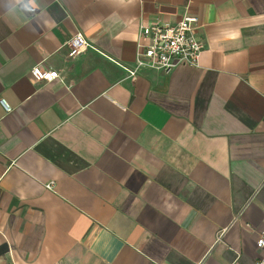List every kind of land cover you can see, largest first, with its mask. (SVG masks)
I'll list each match as a JSON object with an SVG mask.
<instances>
[{"label": "crops", "instance_id": "obj_1", "mask_svg": "<svg viewBox=\"0 0 264 264\" xmlns=\"http://www.w3.org/2000/svg\"><path fill=\"white\" fill-rule=\"evenodd\" d=\"M185 15L197 64L127 77L139 23ZM261 236L264 0H0V264H257Z\"/></svg>", "mask_w": 264, "mask_h": 264}, {"label": "built area", "instance_id": "obj_2", "mask_svg": "<svg viewBox=\"0 0 264 264\" xmlns=\"http://www.w3.org/2000/svg\"><path fill=\"white\" fill-rule=\"evenodd\" d=\"M197 21L195 15H185L176 22L156 19L149 23H139L135 62L131 66L120 63L126 70L127 77H134L142 70H159L168 73L182 64H197L204 50L203 41L197 32ZM66 45L70 55L87 48H95L82 32L71 36ZM31 73L38 81L63 78L56 69L44 68L41 65L34 66ZM1 103L6 110L11 108L3 98ZM46 187L51 189L53 182ZM257 244L258 247L264 248V236L258 239ZM257 264H264V257Z\"/></svg>", "mask_w": 264, "mask_h": 264}, {"label": "trees", "instance_id": "obj_3", "mask_svg": "<svg viewBox=\"0 0 264 264\" xmlns=\"http://www.w3.org/2000/svg\"><path fill=\"white\" fill-rule=\"evenodd\" d=\"M0 252H3V250H0Z\"/></svg>", "mask_w": 264, "mask_h": 264}]
</instances>
